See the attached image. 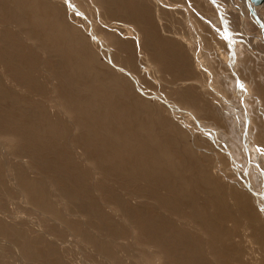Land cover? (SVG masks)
Instances as JSON below:
<instances>
[{
	"label": "bare ground",
	"instance_id": "obj_1",
	"mask_svg": "<svg viewBox=\"0 0 264 264\" xmlns=\"http://www.w3.org/2000/svg\"><path fill=\"white\" fill-rule=\"evenodd\" d=\"M227 3L264 46V1ZM161 11L0 0V264H264V86Z\"/></svg>",
	"mask_w": 264,
	"mask_h": 264
},
{
	"label": "rangeland",
	"instance_id": "obj_2",
	"mask_svg": "<svg viewBox=\"0 0 264 264\" xmlns=\"http://www.w3.org/2000/svg\"><path fill=\"white\" fill-rule=\"evenodd\" d=\"M215 1L219 2L220 7H221L220 12L222 14L223 21H224L225 25L227 24L229 29L232 31V32L230 31L231 33L225 32L224 31L226 29L225 26H223L222 23L218 22V21L215 24L217 26H214L215 30L212 27V29H211V30H213L212 33L211 34L206 33L205 28L209 29V26H208V24H206V21L204 20V18H201V17L212 15L211 18L215 19L216 16L217 17L219 16V12L209 3L208 0H161L160 4L159 3L156 4L154 1L151 2V0L150 1L145 0V3L148 4L149 7L152 9H154L155 5L160 6V9L163 10V11H161L162 12V18H163L162 19L163 21H161V22L164 23L166 26H169L170 29H173L176 32H178L179 33L178 36L180 37V38L178 37V39H180V41H183L182 36L186 35L188 32L187 26L189 24L187 23V25H186L184 22L185 19L187 18L189 20L192 19L191 21L194 23V25L192 23V25L194 26V28H192V29H193V31L196 30L197 31L196 33L198 34V36H196L194 38H198V40L200 39V41H203L201 43V45L203 44L204 50H205V48H208V45H209V47L212 45L214 46V47L213 46L210 47L212 50L210 48L207 49L210 54L214 52V48L216 47L214 43H216V42L222 46L221 49L224 51V53H223L224 55L223 54L222 55L224 57H228L227 55L230 53L229 47L232 44L235 46L233 49H235V50L237 48L241 49L242 55H243L242 57H244L243 61L246 62L247 59L249 60L248 65H249V68L251 69V71L253 70L252 74L255 77L254 79L255 80L258 79L257 82L258 83L260 82L259 84L264 86V46L262 45L263 43L260 40V37H258V35H256L257 34V27H258L257 24L255 23V25L257 26L256 27L254 24H248L246 21L245 22L246 24L244 25L245 28H242V26H241L242 20H241L239 11L236 9L231 10L230 6L227 3V0H215ZM167 3H170V5H167ZM214 11H216V12H214ZM112 22H116V21L112 20ZM217 29H218V31H217ZM229 33L232 34V36H233L230 43L224 39V36H228ZM202 34L203 35L205 34L204 35L205 40H203V38L201 39ZM194 38L192 37V39H194ZM214 39H215V41H214ZM182 43L185 44L184 41ZM222 55H221V57H217L215 55L217 58L214 56L213 60H211L209 64L212 67H216V68L219 67L221 69H223L225 67V71L229 72L228 67L224 64V60H223L224 58L222 57ZM222 62H223V64H222ZM222 66H224V67L222 68ZM226 68H227V70H226ZM244 81H246V80L244 79ZM219 147L222 149H225V148L221 147L220 145H219ZM260 157H261V161H259L258 159L257 160L255 159V161L259 165L260 169H258L257 171L254 170L253 172H255L256 174L258 173L259 177L262 179V176L264 178V175H263L264 174V155L261 154ZM249 166H252V168H254L253 164L249 165V163L247 162L246 167L248 168ZM260 192H262L264 194V186L262 189H260ZM12 207L14 209L18 206L15 203H10L7 208L12 209ZM254 245L256 247L255 251H256V253H258L259 257L264 256V251H263L264 250V248H263L264 243L260 244V245L258 243L257 245L261 246L259 248L256 244H254ZM77 253H78V251H77ZM77 253L75 254L76 261H78L79 259L83 260L81 258L82 257L81 253L80 252L78 254ZM255 254H254V256L257 255V254L255 255ZM80 260H79V262H80Z\"/></svg>",
	"mask_w": 264,
	"mask_h": 264
},
{
	"label": "snow or ice",
	"instance_id": "obj_3",
	"mask_svg": "<svg viewBox=\"0 0 264 264\" xmlns=\"http://www.w3.org/2000/svg\"><path fill=\"white\" fill-rule=\"evenodd\" d=\"M211 2H212V3H215V0H211ZM224 39H225V40H228L229 37H228V36H224ZM240 86L243 87L242 84H241ZM258 151H261V154L264 155V150H260V149H258Z\"/></svg>",
	"mask_w": 264,
	"mask_h": 264
},
{
	"label": "water",
	"instance_id": "obj_4",
	"mask_svg": "<svg viewBox=\"0 0 264 264\" xmlns=\"http://www.w3.org/2000/svg\"><path fill=\"white\" fill-rule=\"evenodd\" d=\"M264 0H250V2L255 6L258 5L259 3L263 2Z\"/></svg>",
	"mask_w": 264,
	"mask_h": 264
}]
</instances>
